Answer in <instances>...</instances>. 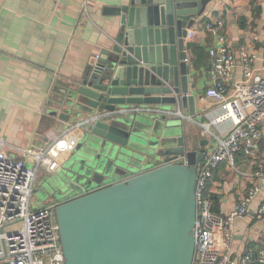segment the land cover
Masks as SVG:
<instances>
[{"label":"water","instance_id":"obj_1","mask_svg":"<svg viewBox=\"0 0 264 264\" xmlns=\"http://www.w3.org/2000/svg\"><path fill=\"white\" fill-rule=\"evenodd\" d=\"M210 1L104 6L113 32L51 108L75 124L67 157L44 180L65 264H193L204 153L169 111L180 104L195 118L202 108L186 40Z\"/></svg>","mask_w":264,"mask_h":264},{"label":"crops","instance_id":"obj_2","mask_svg":"<svg viewBox=\"0 0 264 264\" xmlns=\"http://www.w3.org/2000/svg\"><path fill=\"white\" fill-rule=\"evenodd\" d=\"M123 2L125 0H0V138L4 142V154L25 157V150L29 148L41 151L65 128L63 121L51 113V108L58 106V98L70 80L80 76L96 54H101L108 33L113 32L114 17L104 13V6ZM256 4L261 5L262 11L254 18ZM219 16L225 18L226 42L238 51L253 32L264 31V0H211L189 28L194 30L193 37L186 40L192 84L202 108L195 120L182 121L193 136V145L202 150L211 148L212 142L202 134L200 122L204 120V111L215 105L205 94L210 84L209 50L220 45L205 24ZM241 17L245 18L247 26L241 25ZM191 44L204 49V58L198 63ZM255 48L262 53L258 42ZM257 68L264 72L260 60ZM237 77H241L240 68ZM175 118L170 116V119ZM70 137L73 146V131ZM201 142L204 145L201 146ZM67 155H62V162ZM25 158L28 164L34 165L30 156ZM262 160L263 147L258 158L239 153L236 156L238 170L226 162L219 165L208 190L210 196L212 193L219 196L218 202H214L215 208L220 204L227 211L233 208L251 184L250 174L257 168V162ZM45 168V165L39 167L40 176L46 174ZM263 199L264 186L248 214L234 220L233 255L257 252L264 246V215L257 213Z\"/></svg>","mask_w":264,"mask_h":264},{"label":"built area","instance_id":"obj_3","mask_svg":"<svg viewBox=\"0 0 264 264\" xmlns=\"http://www.w3.org/2000/svg\"><path fill=\"white\" fill-rule=\"evenodd\" d=\"M205 26L220 45L209 50L210 84L205 92L215 105L204 111L200 122L202 134L212 140V147L203 149L204 157L196 163L198 208L193 264H264V246L257 252L231 253L234 220L248 214L252 202L263 191L264 161L257 162L250 174L251 184L231 210H224L221 204L215 208L208 194L209 182L222 162L238 170L239 153L258 158L260 148H264V72L257 68L258 60L264 66V31L253 32L236 51L223 34L224 17L210 19ZM193 35L194 30L188 29L187 39ZM257 42L261 54L255 48ZM238 68L241 77H237ZM169 114L195 120L184 113L180 104ZM74 127L75 124L64 128L41 151L25 150V157L30 156L34 165L28 164L24 156L4 154L0 138V264H65L57 204L50 201L34 205L32 193L41 165L45 163L50 171L61 166L62 155L72 147L70 132ZM257 213L264 215V199Z\"/></svg>","mask_w":264,"mask_h":264},{"label":"rangeland","instance_id":"obj_4","mask_svg":"<svg viewBox=\"0 0 264 264\" xmlns=\"http://www.w3.org/2000/svg\"><path fill=\"white\" fill-rule=\"evenodd\" d=\"M182 121L183 119L179 116H176L175 119H170V121ZM212 142V140H210ZM32 165V164H30ZM41 170H43L41 168ZM46 171V174H44L43 176H40V173L37 174V178H36V181L34 183V187H33V193H32V202L34 205H43V204H46L48 203V198H45L44 195L47 191V186L45 185L44 183V180L45 178L48 176V175H53L55 173H53L52 171L48 170V169H44ZM56 187V185H55Z\"/></svg>","mask_w":264,"mask_h":264},{"label":"trees","instance_id":"obj_5","mask_svg":"<svg viewBox=\"0 0 264 264\" xmlns=\"http://www.w3.org/2000/svg\"><path fill=\"white\" fill-rule=\"evenodd\" d=\"M253 1H254V0H253ZM261 11H262V7H261V5L256 4V5L254 6V8H253V16H254V18L257 17L258 15H260ZM240 22H241V25H242L243 27L247 26V23H246L245 18L241 17V18H240ZM252 24H253V25L255 24L254 19H253V21H252ZM191 46L193 47L194 52H195V54L197 55V58H196L197 61H196V62L198 63V62H200V61L204 58V49H203L202 46H200V45H196V44H194V45L191 44ZM210 66H211V64H210ZM218 167H219V166H218ZM217 169H218V168H217ZM217 169H216L215 172H214L213 179H214V177H215V175H216V171H217ZM211 182H212V180L209 182V185H210ZM208 194H209V191H208ZM209 196H210V195H209ZM211 196H212V199H213V201H214L215 203L218 202V200H219V196H218L217 194L212 193ZM211 196H210V197H211ZM216 205H217V204H216Z\"/></svg>","mask_w":264,"mask_h":264}]
</instances>
